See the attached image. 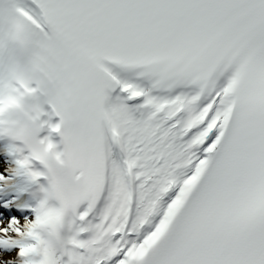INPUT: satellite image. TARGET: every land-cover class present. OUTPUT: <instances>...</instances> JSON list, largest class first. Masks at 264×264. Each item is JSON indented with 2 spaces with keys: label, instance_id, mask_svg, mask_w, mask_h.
Segmentation results:
<instances>
[{
  "label": "snow or ice",
  "instance_id": "6c2138e0",
  "mask_svg": "<svg viewBox=\"0 0 264 264\" xmlns=\"http://www.w3.org/2000/svg\"><path fill=\"white\" fill-rule=\"evenodd\" d=\"M5 103L17 264H264V0H0Z\"/></svg>",
  "mask_w": 264,
  "mask_h": 264
},
{
  "label": "bare ground",
  "instance_id": "6f19581e",
  "mask_svg": "<svg viewBox=\"0 0 264 264\" xmlns=\"http://www.w3.org/2000/svg\"><path fill=\"white\" fill-rule=\"evenodd\" d=\"M3 173H4L5 176H2V177L5 178V180L0 184V194H1L2 197L4 195L5 196L8 195V196H11L12 198L17 199V197L21 196V192L20 191L24 190V194L26 196H29V197H31L33 199H37L38 198V197H36V191L32 188V186H30L29 183L28 184L25 183L26 180L17 179L14 176L13 167L10 164L9 161L6 162L4 170H3ZM32 215H33V213L32 214L29 213V214H27L25 216H21V217H18V218L15 215H10L11 218L8 220V222L11 221L12 217H16L17 219H19L21 221V224H23L24 223V218L25 217L31 218ZM8 222H7V224H8ZM0 236H3V233H0ZM0 251L3 254L2 258L10 259V260H12L13 264H17L16 252L18 250H13V249H9V248H5V247L0 246Z\"/></svg>",
  "mask_w": 264,
  "mask_h": 264
},
{
  "label": "clouds",
  "instance_id": "9594fccd",
  "mask_svg": "<svg viewBox=\"0 0 264 264\" xmlns=\"http://www.w3.org/2000/svg\"><path fill=\"white\" fill-rule=\"evenodd\" d=\"M7 103H5V105H4V108H2V109H0V113H3V111L4 110H6L7 109ZM2 137H8V129L7 128H5V129H3V130H0V138H2ZM11 143V142H10ZM9 143V144H10ZM8 144V145H9ZM8 147V146H7ZM18 158H20V157H17V156H15V159L17 160ZM14 171L17 173V174H20V168H19V166L17 165V163H16V166H15V168H14ZM35 206H39V201L37 200V202L35 203ZM25 220H26V222H28V217H25ZM0 223H3V221H0ZM41 224H43L44 223V221H41L40 222Z\"/></svg>",
  "mask_w": 264,
  "mask_h": 264
},
{
  "label": "rangeland",
  "instance_id": "374dc122",
  "mask_svg": "<svg viewBox=\"0 0 264 264\" xmlns=\"http://www.w3.org/2000/svg\"><path fill=\"white\" fill-rule=\"evenodd\" d=\"M1 164L2 163H0V173H1V170H2V168H3V166H1ZM0 220H3L4 221V225H6L7 224V220H8V217H5V216H2L1 218H0ZM4 225H2V226H4ZM2 256H3V254H2V252L0 251V258H2Z\"/></svg>",
  "mask_w": 264,
  "mask_h": 264
}]
</instances>
